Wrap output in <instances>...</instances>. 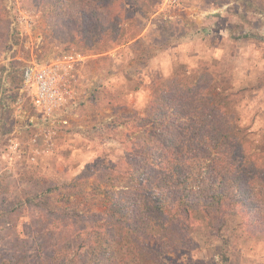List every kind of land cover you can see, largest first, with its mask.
<instances>
[{
	"label": "trees",
	"instance_id": "trees-1",
	"mask_svg": "<svg viewBox=\"0 0 264 264\" xmlns=\"http://www.w3.org/2000/svg\"><path fill=\"white\" fill-rule=\"evenodd\" d=\"M32 2L90 51L144 29L114 0ZM203 81L175 75L154 86L144 114H133L124 169L97 163L66 185L28 171L14 185L0 181V237L11 240L0 264H164L193 249L199 230L226 245L244 228L264 238V164L245 149L231 96Z\"/></svg>",
	"mask_w": 264,
	"mask_h": 264
},
{
	"label": "rangeland",
	"instance_id": "rangeland-1",
	"mask_svg": "<svg viewBox=\"0 0 264 264\" xmlns=\"http://www.w3.org/2000/svg\"><path fill=\"white\" fill-rule=\"evenodd\" d=\"M114 1L125 16L141 19L144 29L100 52L71 42L32 0H0L2 187L27 171L66 185L97 163L124 169L133 147L134 112L144 114L154 86L175 75L201 76L202 86L229 94L245 149L264 164V0L246 7L237 0H181L178 6ZM75 52L83 59L76 63V77L67 81L73 90L69 102L54 117L43 118L23 85L22 69ZM233 237L226 245L221 236L199 230L193 249L169 254L164 264H264V238L254 229ZM4 238L0 247L8 249L11 240ZM223 252L229 255L225 262Z\"/></svg>",
	"mask_w": 264,
	"mask_h": 264
},
{
	"label": "built area",
	"instance_id": "built-area-1",
	"mask_svg": "<svg viewBox=\"0 0 264 264\" xmlns=\"http://www.w3.org/2000/svg\"><path fill=\"white\" fill-rule=\"evenodd\" d=\"M180 2L181 0H164L163 4L178 6ZM82 59V54L75 52L52 63L38 64L31 61L24 66L23 85L43 118L54 117L68 104L73 90L67 81L76 77V63Z\"/></svg>",
	"mask_w": 264,
	"mask_h": 264
}]
</instances>
